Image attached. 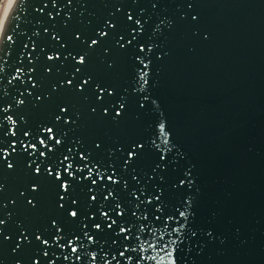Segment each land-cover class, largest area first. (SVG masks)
I'll use <instances>...</instances> for the list:
<instances>
[{"label": "water", "instance_id": "1", "mask_svg": "<svg viewBox=\"0 0 264 264\" xmlns=\"http://www.w3.org/2000/svg\"><path fill=\"white\" fill-rule=\"evenodd\" d=\"M6 32L0 264H264V0H15Z\"/></svg>", "mask_w": 264, "mask_h": 264}, {"label": "snow or ice", "instance_id": "2", "mask_svg": "<svg viewBox=\"0 0 264 264\" xmlns=\"http://www.w3.org/2000/svg\"><path fill=\"white\" fill-rule=\"evenodd\" d=\"M129 19H131V17H129ZM105 35H106V34H105ZM8 38H9V37H8V35H7V32H6V33H5V36H4V39H8ZM96 43H97V41H95V40L92 41V44H93V45H95ZM144 51H145V49H144L143 47H141V48H140V52H144ZM149 51H151V49H149ZM53 59H59V57L48 56V60H53ZM77 63L80 64V65L85 64V58H84L83 56H81L80 59L77 60ZM141 64H143V60H141ZM143 66L146 68L148 65H147V64H143ZM77 71H79V69H78ZM20 75H21V73H20L19 70H18V74H17L16 77H14V79H19V76H20ZM144 75H146V73H144ZM145 82H146V81H145ZM68 83L71 84V81H69ZM87 83H88V80H85V81H84V84H87ZM100 94H101V96L103 95V90H100ZM111 94H112L111 92H108V95H109V96H111ZM18 103H19V104H23L24 102L21 100V101H19ZM123 107H124L123 104H121V105L119 106V110H117V111L115 112V115H116V116H119V115H120V111H121V109H123ZM4 111H8V109H4ZM62 111H65V110L62 109ZM7 120L10 121V124H9V125L11 126V127H10V135L13 136V137H15V136H16V132L14 131V129H15V127H16V123H15V121L13 120V118H12L11 116H8V117H7ZM44 131H45V134L48 136V139H49L50 141H51V140H54L55 143H56L57 145L61 144V140L56 139L55 135L53 134L54 131H53L52 128H46ZM29 134H30V133H29L28 131H25V132H24V137H28ZM39 144L42 145L43 147H47V143H46V141H45L44 139H40V140H39ZM21 146L23 147V149H24L25 151H27L28 148H29V145H28V144H24L23 141H21ZM30 147H31V151H32L33 153H35L36 151H38V149L36 148V145H35V144H31ZM141 147H143L142 144H136V145L131 146V150L128 152V160H129V161H131V160H133V159L136 158V156H137V152H138L137 149H138V148H141ZM11 148H12L13 151H15V150H16V144L13 143V144L11 145ZM48 151L51 152L52 149H51V148H48ZM9 155H11V153L8 152L7 150H4V151H3V156H4L5 158H7ZM40 156H41V157H45V156H46V153H45V152H40ZM68 159H69V158H68L67 156L64 157V161H68ZM80 159H81V160H85L86 158H85L84 156H81ZM64 161H61V165H64ZM126 164H127V161H126ZM8 166H9L10 168L12 167V165H11L10 163H9ZM72 168H73L72 163L69 162V163H67L66 165H64V167H63V172L68 173L69 175H73V176H74L73 172L71 171ZM35 171H36L37 174H39V173H40V167L37 166L36 169H35ZM94 171L97 172V177H98L99 179H102V178H103V175H104L103 173H99L98 170H96L95 168H90V169L88 170V175H87L86 177H84V179H86V180H87V179H92V175H93V172H94ZM47 172H48V175H49V176L52 175V169H51V168H48V169H47ZM113 175H114V174H113ZM55 178H56V180H61V171H60V170H57V171H56V173H55ZM108 180H109V182H111L112 184H117V183H118L117 180H114V179H113V176H112V175H109V176H108ZM92 184H93V185L96 184V180H95V179H92ZM60 187H61V190H62L63 192L67 193L68 190H69V188H70V184L67 183V182H63V183H61ZM35 190H36V189L33 188V191H35ZM132 195L135 197V193H133ZM109 196H112V193H111V192H109L108 196H106V197L104 198L105 201L108 200ZM61 199L64 200L65 197L62 196ZM91 199H92L93 201H95V200H96V196L93 195V196L91 197ZM113 199H115V198L113 197ZM136 199H139V198L136 197ZM159 199H160V197L157 195V196L155 197V200L159 201ZM147 201H148L149 204H151V199H149V200H147ZM29 203H31V201H29ZM73 203H75V201H73ZM63 207H64V205L62 204V205H61V208H63ZM102 207H103V206H102ZM99 214H100V217H101L102 222H104V223L107 224V228H108V229L111 230V229H113V227H114L115 225H117V220H116V219H112V217L109 215V212H108V211L100 210V213H99ZM69 215H70L72 218H74V219H75V218H78V216H79V214H78L77 211H70V212H69ZM115 215H116V217L120 218L119 233H120L121 235H122V234H126V235H123V236H124V240H128L129 237L132 236L133 231H132V227H130V226H128V227L124 226L127 222L123 219V217H124V211H123V209L121 208V206H120L119 203H117V204L115 205ZM135 215H136V213L133 212V216H135ZM91 219H92V220H95L96 218H95V216H93ZM85 227H87V225H85ZM92 228H93L94 230H96V231H102V230H103V229H102V225H101V223H95V224H93V225H92ZM84 235L88 238L89 243H92V242H93V241H92V237L89 236L87 232H85ZM37 239L39 240L40 237L38 236ZM76 240H79V237H76L75 239H70V240L68 241V247L71 248V252H72V253H77V252H78L77 247L73 246L74 243L76 242ZM44 243H47V242L45 241ZM119 255H120V257H123V256H124V251H121V252L119 253ZM77 259H79V257H77ZM112 259H113V260H116V257L113 256ZM91 260L95 261V260H96V256H95V255H92V256H91ZM104 264H108V262H107L106 260H104Z\"/></svg>", "mask_w": 264, "mask_h": 264}, {"label": "flooded vegetation", "instance_id": "3", "mask_svg": "<svg viewBox=\"0 0 264 264\" xmlns=\"http://www.w3.org/2000/svg\"><path fill=\"white\" fill-rule=\"evenodd\" d=\"M8 2V4H7ZM10 0H0V24H1V20L3 18V15L6 14L4 20H3V24H2V30L0 32V42H1V37L4 35L7 24H8V17H9V11L11 10V5H10ZM7 6V9H6ZM6 9V11H5Z\"/></svg>", "mask_w": 264, "mask_h": 264}, {"label": "bare ground", "instance_id": "4", "mask_svg": "<svg viewBox=\"0 0 264 264\" xmlns=\"http://www.w3.org/2000/svg\"><path fill=\"white\" fill-rule=\"evenodd\" d=\"M14 2H15V0H10V7H11V10L9 11V17H10V14H11V11H12V8H13V5H14ZM6 11V10H5ZM9 17H8V20H9ZM1 30H2V28H1ZM6 31V30H5ZM1 32V31H0ZM5 34V33H4ZM3 37H4V35L1 37V41H2V39H3ZM1 43V42H0Z\"/></svg>", "mask_w": 264, "mask_h": 264}, {"label": "rangeland", "instance_id": "5", "mask_svg": "<svg viewBox=\"0 0 264 264\" xmlns=\"http://www.w3.org/2000/svg\"><path fill=\"white\" fill-rule=\"evenodd\" d=\"M7 4H8V2H7ZM6 9H7V6H6ZM6 9H5V10H6ZM5 16H6V14H4V15H3V18H2V20H1V24H0V31H1L2 24H3V20H4Z\"/></svg>", "mask_w": 264, "mask_h": 264}]
</instances>
